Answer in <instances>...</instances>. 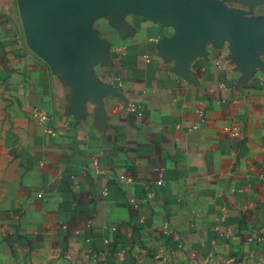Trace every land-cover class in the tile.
<instances>
[{
    "label": "crops",
    "instance_id": "1",
    "mask_svg": "<svg viewBox=\"0 0 264 264\" xmlns=\"http://www.w3.org/2000/svg\"><path fill=\"white\" fill-rule=\"evenodd\" d=\"M19 1L0 0V264L36 246L264 264L263 67L210 28L101 10L77 24L84 86L28 42ZM246 50L264 65V30Z\"/></svg>",
    "mask_w": 264,
    "mask_h": 264
},
{
    "label": "water",
    "instance_id": "2",
    "mask_svg": "<svg viewBox=\"0 0 264 264\" xmlns=\"http://www.w3.org/2000/svg\"><path fill=\"white\" fill-rule=\"evenodd\" d=\"M19 6L28 42L58 60L76 83L84 86L88 76L79 52L90 50V46L76 31L77 24L101 10L130 12L174 24L186 40L193 38L196 26L210 28L234 46L239 56L264 69L246 50L248 41L263 32L264 16L242 22L238 11L212 0H20Z\"/></svg>",
    "mask_w": 264,
    "mask_h": 264
},
{
    "label": "rangeland",
    "instance_id": "3",
    "mask_svg": "<svg viewBox=\"0 0 264 264\" xmlns=\"http://www.w3.org/2000/svg\"><path fill=\"white\" fill-rule=\"evenodd\" d=\"M102 257L73 252H56L52 247L36 246L29 252H14L1 264H127L109 262Z\"/></svg>",
    "mask_w": 264,
    "mask_h": 264
},
{
    "label": "built area",
    "instance_id": "4",
    "mask_svg": "<svg viewBox=\"0 0 264 264\" xmlns=\"http://www.w3.org/2000/svg\"><path fill=\"white\" fill-rule=\"evenodd\" d=\"M35 114H36L39 118H44L45 116H47V114H46L45 112H42V111H40V110L35 111ZM237 130H238V128H237L235 125H233L232 132H234V133L236 134ZM157 183H158V184H161L162 182H161V180H158Z\"/></svg>",
    "mask_w": 264,
    "mask_h": 264
}]
</instances>
